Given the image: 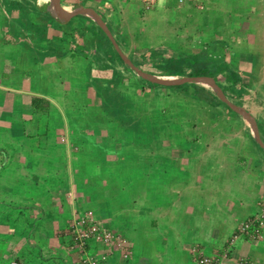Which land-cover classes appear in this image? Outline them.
I'll return each mask as SVG.
<instances>
[{
  "label": "crops",
  "instance_id": "1",
  "mask_svg": "<svg viewBox=\"0 0 264 264\" xmlns=\"http://www.w3.org/2000/svg\"><path fill=\"white\" fill-rule=\"evenodd\" d=\"M61 1L104 15L128 55H149L151 48L162 47L217 58L215 50L226 37L249 46L251 52L244 48L237 60L228 48L226 59L238 63L249 86L246 93L253 90L264 108V37L257 36L254 23L243 35L234 28L223 36L225 14L215 3L202 17L207 25L197 23L195 31H203L198 34L193 15L195 8H205L198 7L203 0H158L151 10L144 9L142 0ZM236 1L232 12L243 17H231L253 21L251 8L260 0H242L247 2L243 10L241 0ZM35 5V0H0V264L14 259L84 264V252L100 264H138L137 241L145 232L151 239L162 232L166 246L191 253L195 264V248L220 254L226 264L240 257L264 264V227L259 237L234 240L239 227L264 206V153L246 131V137H238L233 128L242 123L212 120L213 110L194 99L136 89L125 66L113 68L110 45L95 23L54 13L56 21L48 20ZM194 46L198 51L193 52ZM118 77L127 84L121 95L128 116L139 107L149 123L151 107L160 105L169 117L173 114L166 107L176 99L192 101L191 130L158 135L111 131L120 118L109 93ZM100 90L107 103L95 97ZM178 103L175 110L188 109ZM263 113L251 112L264 135ZM89 211L127 239L128 247L92 241L86 251L72 248L75 216Z\"/></svg>",
  "mask_w": 264,
  "mask_h": 264
},
{
  "label": "trees",
  "instance_id": "2",
  "mask_svg": "<svg viewBox=\"0 0 264 264\" xmlns=\"http://www.w3.org/2000/svg\"><path fill=\"white\" fill-rule=\"evenodd\" d=\"M246 3L247 2L244 1L242 3L241 0V4H242V8H240L241 10L244 9V4ZM35 4H36L35 6L38 9L39 6L37 4V0H35ZM42 12H44L42 14H45L48 17L47 18L48 20L51 19L56 21V18L52 15V12L49 11H42ZM102 16L103 19L105 20L104 15ZM79 17L95 23L96 27L103 32V34L108 40V43L112 51V56H110L109 60L112 63L113 68H116L118 65L125 66L127 70L132 74V79L130 80V83L133 84L136 87V89L141 88L142 90L145 91L153 90L159 96H164L165 93H168L170 96L176 95L181 98L194 99L199 105H201L202 108L209 107L210 109L213 110L211 113V117H209L212 118V120L226 121L227 119V120H234L242 124H246L245 119L242 117V115H240L238 112L233 110L226 102H224L220 97H218V95L212 90V88H209L205 85L198 83H185L182 85L167 86L158 83H153L140 77L124 62V60L115 49L109 37L95 21H93L90 17H87L85 15H79ZM108 26L114 33L120 46L123 49L127 50L123 45L122 38L118 34H116V31L112 26V24L108 23ZM233 34L238 35L239 30H234ZM72 36H74V33L72 34ZM222 40L223 42L219 43L220 50H215L216 53L219 55L217 58H212V57L209 58L210 56H208L207 53L204 51L201 53H190L189 51H182V50L178 51L177 48L166 49L162 47L151 48L149 51L150 52L149 55L147 54L137 55L132 52H129V57H131V59L134 61V63L137 66L143 68L146 64H149L161 70L162 72L161 75L164 76H205V75L212 76L215 78L219 86L223 89L226 96L231 101L235 102L238 105L244 106L243 95L246 92V88L249 86L245 82L244 73L238 68V66H236L238 63L237 62L235 63L233 59L237 60L236 58L237 56L239 57L240 54L239 52H243L244 48H245L244 51L247 52H251V49L249 48V46L244 47L243 43H239L236 40L230 41L228 37ZM228 48H230L233 51V56H235V58H233L232 61H228L226 59V52ZM80 53L86 58L88 57V53L83 51ZM114 76L117 77L119 75L118 74L113 75V78ZM116 81H117V86L114 89H112L109 93L111 97L112 96L114 97L113 101L117 102L116 103L117 106L115 105L114 110L116 108L115 112L118 114L120 118H118V123H117L118 126L114 128V125H112L111 123V119L108 117L110 121L109 124H111L113 127L111 131L113 132L118 131L125 134L142 133V135H146V134L158 135L164 133L176 134L177 132L178 133L180 132L182 127L178 119H176L178 116L174 114V116L167 117L169 112L165 109H161L160 105H158L159 107L158 106L151 107L152 115L150 118L151 122L149 123H148L149 119H147L144 116V111H141L139 107H136L135 110L131 111L132 114L128 116L130 109L126 103L125 97H122L121 95V92H123V88H125L127 84L125 80L122 79V77H118ZM95 95L96 98L100 97L101 100L107 103L108 100L106 99L108 98L107 97L104 98L101 90L96 91ZM38 101L39 99L37 98L33 100L35 110L39 108L38 105L36 104ZM109 101L113 102L112 98ZM181 103L182 105L185 104V102H183L182 100ZM220 107H224L225 112H221ZM246 110L249 111L247 108ZM123 112L125 113L126 117L128 116L127 118L121 117V114ZM191 123L193 124V121H191ZM233 125L234 123L230 122L228 128L232 127ZM166 128H168V130ZM248 130L250 134L249 138L251 139L252 143L264 153V148L261 147V145L254 138L250 126H248ZM260 134L264 141V135L261 133V131Z\"/></svg>",
  "mask_w": 264,
  "mask_h": 264
},
{
  "label": "rangeland",
  "instance_id": "3",
  "mask_svg": "<svg viewBox=\"0 0 264 264\" xmlns=\"http://www.w3.org/2000/svg\"><path fill=\"white\" fill-rule=\"evenodd\" d=\"M211 1H212V4L209 3ZM225 1L226 0H222V3L221 2L219 3V2H216L213 0H203V3H199L198 7H200L201 4H204L205 8L204 9L200 8L201 9L200 12H199V10H197L195 8V10H194L195 15H193V20L195 21V23H193V32H197L198 34L200 32H203V31H198V30L195 31V27H197L196 26L197 23H200L201 25H203L204 22H208V21L202 20V17H203V15L206 14V12L209 8L208 5L209 6L215 5V3H216V5L218 6L216 9L221 11L222 15L225 14V16L223 17L224 28H223V31L221 33L223 36H226L227 30H229V29L233 30L234 28H239V30L242 31V33L240 35H243V33L248 32L251 24L254 23L255 32H257V34H258L257 36L258 37H264V0H260L258 4L256 3L255 5L252 6L251 12H252V14L254 13V15H252L253 21H251V22L247 21L246 19L245 20L244 19L243 20L233 19L231 17V14H236V17H243V14L240 11H237L236 13L234 12L236 7H237V1L236 0L232 1L230 4H228L227 2L225 3ZM232 10H234V11L232 12ZM147 17H148V15H147ZM211 21L215 22L214 19H211ZM215 23H219V21L215 22ZM204 25H207V24L204 23ZM185 33L186 34L189 33V30H188V32H185ZM240 39H242V37H240ZM198 49H199L198 47L194 46L193 52L198 51ZM143 68L145 70L151 71L153 73L156 72L155 73L156 75L161 76V73H162L161 70H159V69H157V68H155L149 64H146ZM209 88H211V87H209ZM252 88L254 89V87H251V89ZM259 88H260V84L258 83V86L255 90H257ZM257 99L258 98L256 97V93L253 90L248 91V93L245 92L243 95L244 107L247 108L250 112H253V114L260 117V109H262V113H263L264 108L261 107V105L259 104L260 101ZM175 102L176 103H174V104L172 103L171 108L168 106L166 108L170 110V112H171L170 114H173V116H174V114L177 115L176 111H180L181 114L176 119H178V121L182 127L180 132L183 130L182 133L185 134L186 132L190 131L191 130L190 128L193 126V124L191 123V121L193 120V110H191L193 102L192 101H186L185 105H187L188 109H186V107H184L183 110H175V107H177L178 106L177 104H179L178 102H181V101H180V99L179 100L176 99ZM262 117H264V113L262 114ZM173 118H172V120H173ZM245 122H246V124L235 125L233 128L234 131L237 130V135L241 139L246 137L245 131L250 136L249 130H248V126H250V124L246 121V119H245ZM250 129H251V126H250ZM222 132H223V130L220 132H217V133H222ZM261 133L263 134V131ZM147 231H148V229H147ZM161 234H162V232L157 235L158 238L151 239L150 233H147V232L143 233V238L141 237L140 240L137 241L138 253L136 251V256H139L138 264H195V263H193V256L191 255V253H189V254L188 253H181L180 248L175 247L173 245L166 246L165 240L160 238ZM192 242H193V240H192ZM167 243H168V241H167ZM189 244L191 245V243H189ZM144 253L148 254L150 256L149 260H145V258H146L145 256L143 258L140 257V255H142ZM207 254H209V252H207Z\"/></svg>",
  "mask_w": 264,
  "mask_h": 264
},
{
  "label": "built area",
  "instance_id": "4",
  "mask_svg": "<svg viewBox=\"0 0 264 264\" xmlns=\"http://www.w3.org/2000/svg\"><path fill=\"white\" fill-rule=\"evenodd\" d=\"M183 2L185 0H179ZM143 7L146 10H151L158 2V0H142ZM264 227V206L259 216L249 219L244 222L238 229L234 240L241 236L259 237L262 234ZM72 248L82 249L86 251L90 242H100L106 245H118L120 247H128V240L122 235L106 227L99 221L94 213L89 211L84 214L75 216L73 225L71 227ZM230 250L224 252L225 256L228 255ZM195 255L196 264H226L224 263L221 255H210L200 251L198 248L193 250ZM129 251L125 252V257L129 256ZM84 264H100L99 260L94 256L84 252ZM9 264H28L24 260L14 259ZM234 264H256L254 260L249 257H240Z\"/></svg>",
  "mask_w": 264,
  "mask_h": 264
},
{
  "label": "water",
  "instance_id": "5",
  "mask_svg": "<svg viewBox=\"0 0 264 264\" xmlns=\"http://www.w3.org/2000/svg\"><path fill=\"white\" fill-rule=\"evenodd\" d=\"M37 4L42 11L52 12L59 17L69 20L73 16L85 15L90 17L95 21L106 33L111 42L113 43L115 49L120 54L124 62L139 75L140 77L162 85L173 86V85H182L185 83H198L208 87H211L212 90L220 97L224 102H226L233 110L238 112L246 121L250 124L252 134L256 141L264 148V141L261 137L259 126L256 118L246 110L244 106L238 105L235 102L231 101L219 86L217 81L212 76H159L153 73H150L143 69L142 67L137 66L134 61L129 57V55L122 49L119 42L117 41L114 33L108 26L107 22L102 18V16L92 8L85 6H70L62 4L61 0H52L51 4H41L40 1H37ZM67 8H70L67 9Z\"/></svg>",
  "mask_w": 264,
  "mask_h": 264
},
{
  "label": "bare ground",
  "instance_id": "6",
  "mask_svg": "<svg viewBox=\"0 0 264 264\" xmlns=\"http://www.w3.org/2000/svg\"><path fill=\"white\" fill-rule=\"evenodd\" d=\"M41 4H51V0H39ZM70 10V8H67Z\"/></svg>",
  "mask_w": 264,
  "mask_h": 264
}]
</instances>
